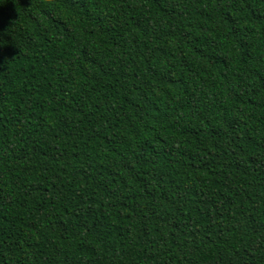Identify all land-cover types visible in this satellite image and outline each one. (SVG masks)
<instances>
[{"label":"trees","instance_id":"obj_1","mask_svg":"<svg viewBox=\"0 0 264 264\" xmlns=\"http://www.w3.org/2000/svg\"><path fill=\"white\" fill-rule=\"evenodd\" d=\"M0 264H264V0H0Z\"/></svg>","mask_w":264,"mask_h":264}]
</instances>
